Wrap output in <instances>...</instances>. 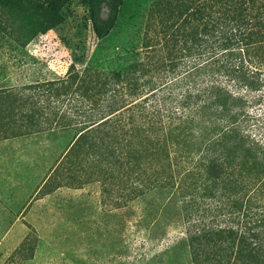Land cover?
<instances>
[{"label":"rangeland","instance_id":"374dc122","mask_svg":"<svg viewBox=\"0 0 264 264\" xmlns=\"http://www.w3.org/2000/svg\"><path fill=\"white\" fill-rule=\"evenodd\" d=\"M157 1L123 0L103 39L93 32L88 0H69L45 22L39 18L44 27L53 20L57 25L23 47L13 37L0 39V92L10 88L0 93V264H189L193 256L183 243L155 256L180 241L183 227L199 216L226 224L215 199H196L199 214L189 220L179 195L171 197L167 189L138 195L131 164L118 157L128 145L129 120L104 130L107 149L100 135L74 144L80 128L73 125L89 124V107L115 109L135 99L121 96L113 103L109 92L95 95L105 82L97 74L139 76L164 59L162 34L155 32L161 14L150 19ZM15 2L5 4L13 8ZM24 24L29 27L28 20ZM148 26L157 29L147 41ZM250 109L264 117V99ZM172 157L169 151L163 163L178 179L181 159Z\"/></svg>","mask_w":264,"mask_h":264},{"label":"trees","instance_id":"16d2710c","mask_svg":"<svg viewBox=\"0 0 264 264\" xmlns=\"http://www.w3.org/2000/svg\"><path fill=\"white\" fill-rule=\"evenodd\" d=\"M7 1L0 0V39L13 37L23 47L57 25L53 20L44 27L39 18L45 22L69 0H25L23 5L16 0L13 8ZM122 1L88 0L98 39L112 30ZM156 13L161 14L155 32L162 34L164 59L156 58L139 76L97 74L105 82L104 92L95 95L109 92L113 103L121 96L135 99L115 109L89 107V124L73 125L80 128L74 144L100 135L104 145V130L127 119L128 145L118 157L131 164L139 196L167 189L171 197L179 195L183 218L189 220L199 214L196 199H215L226 212L224 226L195 218L183 227L184 237L155 258L183 243L193 256L189 264H264V117L250 109L264 99V0H158L150 19ZM154 28H146L144 40ZM169 151L174 161L181 159L178 179L163 163Z\"/></svg>","mask_w":264,"mask_h":264}]
</instances>
